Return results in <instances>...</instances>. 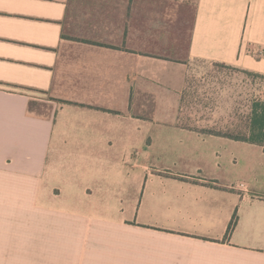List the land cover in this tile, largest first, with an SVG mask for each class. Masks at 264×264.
<instances>
[{"label":"crops","instance_id":"obj_1","mask_svg":"<svg viewBox=\"0 0 264 264\" xmlns=\"http://www.w3.org/2000/svg\"><path fill=\"white\" fill-rule=\"evenodd\" d=\"M261 50L264 0H0V264H264V148L165 142L224 139L178 125L190 64Z\"/></svg>","mask_w":264,"mask_h":264},{"label":"rangeland","instance_id":"obj_2","mask_svg":"<svg viewBox=\"0 0 264 264\" xmlns=\"http://www.w3.org/2000/svg\"><path fill=\"white\" fill-rule=\"evenodd\" d=\"M184 91L180 106L182 113L179 115L185 123L194 127L226 128L240 121L248 113L253 101L264 100V80L235 67L193 62L189 66ZM33 96L37 100H33L32 110L42 115L55 106L56 102L49 96ZM155 130L157 132L158 127ZM165 139L169 152H263L261 148L250 144L225 139L202 141L171 133L166 134Z\"/></svg>","mask_w":264,"mask_h":264},{"label":"trees","instance_id":"obj_3","mask_svg":"<svg viewBox=\"0 0 264 264\" xmlns=\"http://www.w3.org/2000/svg\"><path fill=\"white\" fill-rule=\"evenodd\" d=\"M222 67H229L222 64H216ZM232 68V67H231ZM247 74L255 75L264 80V75L253 74L244 71ZM185 91L183 92V94ZM183 96V95H182ZM183 102V98L181 100ZM31 103V109L33 107ZM182 113V110L181 112ZM242 119L236 123H231L226 128L219 126L194 127L188 122H184L179 115V127L197 132L201 135H209L229 139L236 142L247 143L264 148V100H255L249 107V111ZM237 218L235 217L229 227L230 234L236 226Z\"/></svg>","mask_w":264,"mask_h":264},{"label":"built area","instance_id":"obj_4","mask_svg":"<svg viewBox=\"0 0 264 264\" xmlns=\"http://www.w3.org/2000/svg\"><path fill=\"white\" fill-rule=\"evenodd\" d=\"M263 54H264V50H261V51L258 53L259 56H262Z\"/></svg>","mask_w":264,"mask_h":264}]
</instances>
